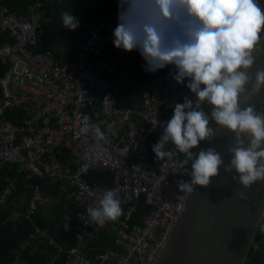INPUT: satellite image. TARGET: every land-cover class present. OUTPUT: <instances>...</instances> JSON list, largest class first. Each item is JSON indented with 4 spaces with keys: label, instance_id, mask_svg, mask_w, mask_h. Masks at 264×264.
I'll use <instances>...</instances> for the list:
<instances>
[{
    "label": "built area",
    "instance_id": "built-area-1",
    "mask_svg": "<svg viewBox=\"0 0 264 264\" xmlns=\"http://www.w3.org/2000/svg\"><path fill=\"white\" fill-rule=\"evenodd\" d=\"M56 1L35 0L24 15L0 0V32L12 41L0 44V63L6 68L0 78V167H16L26 179L36 177L46 186L69 182L75 206L69 215L75 219L77 246L66 251L64 264H155L198 177L197 169L187 167L174 150L183 136L194 141L200 133L197 125L184 121L196 99L172 81L186 62V47L171 62L158 61L155 53L140 50L142 61L158 66V83L143 91L140 102L120 108L117 98L125 76L118 75L117 69L132 57L126 46L133 40L140 42L146 31L155 33L160 44L173 38L165 15L152 22L134 0H119L120 9L111 11L107 19L86 25L85 40L61 64L50 50H37L48 21L45 7ZM179 1L166 3L174 6ZM110 52L117 53L116 62L109 60ZM103 73L121 79L106 78ZM225 76L224 84L220 79L214 82L231 89L234 79ZM26 97L40 105L25 107ZM164 140H170L171 147ZM99 170L114 173L110 189L87 182L86 177ZM12 187L1 192V207L7 205ZM31 190L25 212L15 210L11 221L32 222L45 203L41 186L31 185ZM142 200L151 213L142 225L131 226ZM114 206L121 209V218L104 214ZM100 221L119 228L115 245L122 253L104 251L91 258L84 252ZM33 226L10 264H29L25 250L39 244L56 250L51 261L63 251L49 229ZM253 249L258 251L255 245Z\"/></svg>",
    "mask_w": 264,
    "mask_h": 264
},
{
    "label": "trees",
    "instance_id": "trees-1",
    "mask_svg": "<svg viewBox=\"0 0 264 264\" xmlns=\"http://www.w3.org/2000/svg\"><path fill=\"white\" fill-rule=\"evenodd\" d=\"M118 1L61 0L48 4L45 7V17L48 21L42 27L43 43L37 50H50L58 63L66 62L75 54V46L85 40L86 25L107 19L112 10L120 9ZM134 1L135 7L144 9L152 22L158 15H165L171 25L170 33L173 38H167L163 44H159L161 45L159 47L158 43L156 44V34L147 33L148 35H142L143 48L154 50L158 61L171 62L180 55L181 48L186 47V62L193 63L188 65L183 62L181 68L173 74L172 81L179 88L188 89L196 99L192 113L184 121L185 125L188 123L197 125L200 133L194 141L183 136L181 146L174 150L187 167L198 169L209 145L208 138L218 126L231 96L229 89L223 88L214 81L223 75L224 70L234 80L242 76L258 40L264 33V21L258 17L264 10V0H193L195 4L193 8L189 0H180L174 6L167 4L166 0ZM3 2L25 15L28 7L34 4L35 0H4ZM6 42H12L9 35L0 32V44ZM133 44L129 42L126 48L131 50L132 55H136L137 49ZM108 58L110 61H117L114 52H110ZM127 67L133 73L131 84L125 87L120 95L121 98L118 99L117 106L120 108L132 107L133 101L141 97V91L148 88L146 82L157 80L159 77V68L152 62L141 64L129 62ZM5 72L6 68L0 63V78ZM103 75L106 78L110 77L108 73ZM138 83L143 85L142 90L139 88L141 91H135ZM24 105L27 108L37 107L40 102L26 97ZM168 141L165 140L164 144L171 147V142ZM26 176L18 173L16 167H0V194L4 188L13 184L12 195L7 205L0 206V264H10L13 261V252L18 250L20 244L33 232V225L48 228L55 244L63 251L58 254L57 260L51 262L46 255L34 254L32 248H28L24 252V258L29 264H64L66 251L75 248L77 242L75 222L73 227L67 230L61 203L55 205V216L49 224L43 221L40 209L37 210L32 222L23 218L17 222L10 219L15 210L21 214L25 212L32 195L31 185L41 186L46 195L55 197L61 194L62 183L46 186L44 181L36 177L26 179ZM113 179V172L102 170L92 172L86 177L91 186L104 189L113 186ZM69 191L72 193V190ZM22 199L27 201L26 204H21ZM149 213L151 208L142 200L130 225H142L144 217ZM109 229V226L101 223L98 238L96 234L93 240L87 242L88 245L84 249L88 257L93 258L104 251L122 253V250L115 245V237ZM255 246L258 247V251L252 249L247 264H264V224L259 230ZM38 247L46 249L50 255L57 254L56 250L43 244H39Z\"/></svg>",
    "mask_w": 264,
    "mask_h": 264
},
{
    "label": "water",
    "instance_id": "water-1",
    "mask_svg": "<svg viewBox=\"0 0 264 264\" xmlns=\"http://www.w3.org/2000/svg\"><path fill=\"white\" fill-rule=\"evenodd\" d=\"M155 264H247L264 223V33Z\"/></svg>",
    "mask_w": 264,
    "mask_h": 264
},
{
    "label": "crops",
    "instance_id": "crops-1",
    "mask_svg": "<svg viewBox=\"0 0 264 264\" xmlns=\"http://www.w3.org/2000/svg\"><path fill=\"white\" fill-rule=\"evenodd\" d=\"M2 2L4 1V0H1ZM61 0H58V1H56V2H60ZM189 2H190V6L192 7V4H194V1L193 0H189ZM4 3V2H3ZM195 6V5H194ZM193 6V7H194ZM192 7V8H193ZM115 10V9H114ZM114 10H112V11H114ZM142 10H144V9H142ZM145 11V10H144ZM170 27H171V25H169V29L167 30V32L168 33H170ZM148 35V34H147ZM143 40H144V38H142V43H143ZM158 42H157V39H156V44H157ZM160 43H158V45L157 46H159V47H161V45H159ZM141 50L142 51H146L147 53H155V51L154 50H151V51H149V49H147V48H143V44H142V47H141ZM114 55L116 56V58H117V53L116 52H114ZM118 59V58H117ZM116 62V61H115ZM129 62H131V63H133V62H138V64H141V63H143V62H151V61H142L141 60V58H140V51H138L137 53H136V55H133L131 58H129L126 62H125V64L124 65H120L119 66V68L117 69V74L118 75H121V74H123L124 76H125V79H124V86H123V90L125 89V87L126 86H129L130 84H131V74L133 73L132 71H131V69H129L128 67H127V63H129ZM152 63H154V62H152ZM155 64V63H154ZM109 76L110 77H108V78H113V79H115V78H117V80H120L121 78H119L118 76H112V75H110L109 74ZM220 79H221V77H220ZM153 81H156V83L155 84H149V82H151V81H148V82H146V86L147 87H149V86H154V85H156L157 83H158V81L157 80H153ZM142 90L143 89V85H142V83H138V85L136 86V90L135 91H141L140 89ZM134 89V88H133ZM123 90H122V92H123ZM144 90H142L141 91V97H139V99H135L134 101H133V105H134V103L135 102H140L141 101V99H142V92H143ZM122 92H121V94H122ZM120 94V95H121ZM119 95V97L121 98V96ZM119 97L117 98V104H118V99H119ZM165 137H167V136H165ZM165 141V140H164ZM164 141H163V143H164ZM167 141V140H166ZM170 141V140H169ZM168 141V142H169ZM60 183H62V187H61V194L60 195H57V196H55V197H53V196H51V195H46L45 193V198H46V200H45V203L44 204H42L40 207H39V209H40V213H42V218H43V221L44 222H47L48 224L49 223H51L52 222V220L54 219V216H55V214H54V208H55V205L56 204H62V203H66L67 204V210H66V213L64 214L63 213V215H64V217L66 218V226H67V230H70L72 227H73V225H74V222H75V219L73 218V217H71L69 214L71 213V212H74V209H75V206L72 204V202H71V197H72V194H73V190H72V188L70 187V185H69V182L68 181H62V182H60ZM69 190H72V193H70V191ZM22 203V205H24V204H26V202L27 201H25V199H22V201H21ZM16 207V206H15ZM22 207V206H21ZM74 207V208H73ZM120 208L119 207H116V206H114V207H111V208H107V209H105L104 210V214L105 215H108V216H117V217H119V218H121V213H120ZM17 212H18V210H17ZM108 212H111V213H108ZM137 214V213H136ZM135 214V215H136ZM134 215V216H135ZM133 216V217H134ZM67 217H68V221H67ZM132 217V218H133ZM132 218H131V220H132ZM131 220H130V222H131ZM129 222V223H130ZM101 221L98 223V227H97V231L95 232V235L97 234V238H98V233H99V228L101 227ZM103 225H105V226H109L110 227V229H111V234L115 237V240L117 239V237H119V228L117 227V226H114V227H112V226H110V225H108V224H104V223H102ZM48 229V228H47ZM109 229V230H110ZM88 245V243H86L85 245H84V248L86 247ZM32 252L34 253V254H37V253H39V254H44V255H46L49 259H51L52 260V258L54 259L55 257H56V255L55 254H49L50 252H48V251H46V249H42V247H38V245H35L32 249ZM50 255V256H49ZM51 262H53V261H51Z\"/></svg>",
    "mask_w": 264,
    "mask_h": 264
},
{
    "label": "rangeland",
    "instance_id": "rangeland-1",
    "mask_svg": "<svg viewBox=\"0 0 264 264\" xmlns=\"http://www.w3.org/2000/svg\"><path fill=\"white\" fill-rule=\"evenodd\" d=\"M67 2H69L70 0H66ZM91 1H94L95 2V0H91ZM195 4H192V7L194 6ZM86 8H88V7H86ZM85 8V9H86ZM87 11H89V9L87 10ZM258 17H260V19H262V20H264V14H263V12L262 13H260V15L258 16ZM225 81H226V76H225V72L223 73V75L221 76V79H220V83H225ZM156 83V81H151V82H149V84H155ZM209 139V138H208ZM66 210H67V204L66 203H62V213H66ZM69 219H68V217H67V221H68Z\"/></svg>",
    "mask_w": 264,
    "mask_h": 264
},
{
    "label": "clouds",
    "instance_id": "clouds-1",
    "mask_svg": "<svg viewBox=\"0 0 264 264\" xmlns=\"http://www.w3.org/2000/svg\"><path fill=\"white\" fill-rule=\"evenodd\" d=\"M264 10H262L260 13H262ZM260 15V14H259ZM260 18V17H259ZM166 22H167V27H168V29H169V25H170V23H169V21L167 20V18H166ZM167 29V30H168ZM147 33H153V32H149V31H146L145 33H143L142 35H145V34H147ZM142 35L140 36V42H138V40H133V42L132 43H134L133 44V46H135L136 47V49H137V52L138 51H140L141 50V47H142ZM157 39V38H156ZM157 42L159 43V41L157 40ZM129 50V49H128ZM131 51V50H130ZM132 54V53H131ZM133 56V55H132ZM223 72H225V73H227V71L226 70H224ZM222 72V73H223ZM222 75V74H221ZM220 79V78H219ZM235 81V80H234ZM221 86V85H220ZM224 88V87H223ZM230 90V89H229Z\"/></svg>",
    "mask_w": 264,
    "mask_h": 264
}]
</instances>
